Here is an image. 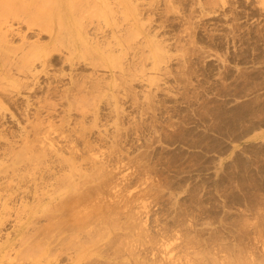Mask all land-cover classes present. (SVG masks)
Returning <instances> with one entry per match:
<instances>
[{
  "label": "rangeland",
  "instance_id": "1",
  "mask_svg": "<svg viewBox=\"0 0 264 264\" xmlns=\"http://www.w3.org/2000/svg\"><path fill=\"white\" fill-rule=\"evenodd\" d=\"M109 1L0 0V264H264V0Z\"/></svg>",
  "mask_w": 264,
  "mask_h": 264
},
{
  "label": "bare ground",
  "instance_id": "2",
  "mask_svg": "<svg viewBox=\"0 0 264 264\" xmlns=\"http://www.w3.org/2000/svg\"><path fill=\"white\" fill-rule=\"evenodd\" d=\"M108 2H110L109 0H108ZM119 2V1H118ZM111 3V2H110ZM106 4H108V3H106ZM120 4V3H119ZM102 5V7H103V9L105 8L104 6H106L105 5V3L104 4H101ZM98 6L100 7V4H98ZM112 6H114L113 4H112ZM106 7H108V5L106 6ZM111 7V6H110ZM112 8V7H111ZM108 9V8H107ZM113 9V8H112ZM120 9L122 10V8L120 7ZM111 10V9H110ZM114 11V10H113ZM119 11V10H118ZM97 12H98V10H97ZM106 12H108V14H109V9H108V11H106ZM123 12V11H122ZM98 14V13H97ZM115 14V13H114ZM118 14H119V12H118ZM94 15V14H93ZM110 15H111V13H110ZM100 16V15H99ZM121 16V15H120ZM125 16V15H124ZM123 17V16H122ZM100 18H101V16H100ZM130 20V19H129ZM22 21H24L25 22V19L24 20H22ZM93 21V20H92ZM97 21H99V20H97ZM57 22H60V20H57ZM99 22H101V21H99ZM26 24L28 23V21L26 20V22H25ZM30 24V25H29ZM29 24H27V25H29V26H31L32 24L29 22ZM56 25H57V23H56ZM60 25V24H59ZM99 25V24H98ZM97 25V26H98ZM105 25H106V23H105ZM102 26V25H101ZM2 27V26H1ZM0 27V47L2 48V49H4V50H0V51H2L0 54H2V53H11V52H13L14 54L19 50V49H21V48H19V47H12L11 48V45H10V40H9V36L10 35H14V30L12 29V28H7L6 30H3L2 28ZM103 27V26H102ZM97 28V27H96ZM131 28L133 29V26L131 25ZM130 28V29H131ZM96 30V29H95ZM98 30V29H97ZM101 30V29H100ZM99 30V31H100ZM111 31V30H110ZM133 31V32H132ZM97 33H100V32H98L97 31ZM112 33H113V31H112ZM132 33V35L134 36V38L137 40V39H139V37H140V39H141V41L142 40H144L145 39V36H144V33L142 32V30L141 29H134V30H130V34ZM83 37V36H82ZM82 37L80 36V39H78L80 42H79V45H81V46H79V47H82V48H84V50H86V53H87V51H93V52H95L94 51V49H90V48H92V47H90L89 45H85V42L83 43L82 41ZM113 38H114V35H113ZM116 38V37H115ZM114 38V39H115ZM51 40H54L53 38H51ZM96 40V39H95ZM84 41H86V40H84ZM116 41V42H115ZM137 41H139V40H137ZM97 42H99V41H97ZM97 42H95V44L97 43ZM108 42V41H107ZM114 42L116 43V45L117 46H115V47H118V46H121L120 45V43L117 41V40H114ZM140 42V41H139ZM144 42V41H143ZM142 42V43H143ZM81 43V44H80ZM83 43V44H82ZM141 43V42H140ZM76 44H78L77 42H76ZM97 44H99V43H97ZM96 44V45H97ZM101 44V43H100ZM107 44V43H106ZM106 44L104 43V44H102V46L103 45H105L106 46ZM143 44H146V46H150V44H149V41L148 40H146L145 39V42L143 43ZM143 44H141L140 46L143 48V50H144V48H145V45H143ZM10 45V46H9ZM82 45H84V46H82ZM115 44H113V46H114ZM88 46V47H87ZM97 46H100V45H97ZM105 46H104V48H105ZM112 46V47H113ZM79 47L78 46H76V49L75 50H79ZM86 47V48H85ZM109 47V46H108ZM107 47V48H108ZM112 47L111 48H109V49H107L106 51H104L105 53H107L108 52V54L109 53H113V52H116L114 49L112 50ZM88 48H89V50H88ZM150 48V47H149ZM50 49V48H49ZM49 49L47 50V48L46 49H44V48H41V46H36V47H34V49H33V51L31 52V54L29 53L28 55H25L26 57H24L21 61H22V63H21V68H22V70L23 71H31V68L32 67H34V64L35 63H41L43 66L45 65V64H47L48 62H49V60H48V58H49V56L51 55L48 51H49ZM98 49H99V47H98ZM100 50V49H99ZM121 50H123V49H121ZM142 50V51H143ZM160 50V49H159ZM158 49L157 50H155V51H153V50H149L150 51V53H151V55H153V57H154V59H156V58H159V57H161V50L159 51ZM4 51V52H3ZM102 51V48H101V50H100V52ZM78 52V51H77ZM93 52H91L92 53V55L95 57V53H93ZM144 52V51H143ZM12 53V54H13ZM91 53H90V55H91ZM149 53V52H148ZM87 54H89V53H87ZM95 54V55H94ZM116 54V53H115ZM143 54V53H142ZM141 54V55H142ZM9 55H11V54H9ZM98 55V54H97ZM97 55H96V57H97ZM101 55H103L102 53L98 56V57H100ZM106 55V54H105ZM113 55V54H112ZM112 55H106V56H108L107 57V60L110 58V57H112L111 59L112 60H114V57L112 56ZM3 56H8V55H6V54H4ZM115 57H116V55H114ZM148 56V55H147ZM9 57V56H8ZM11 57V56H10ZM95 57V58H96ZM146 57V56H145ZM117 58V57H116ZM8 59H10V58H8ZM7 59V60H8ZM12 59H14V55H13V57H12ZM11 59V60H12ZM94 59V58H93ZM99 59V58H98ZM104 59V58H103ZM3 60H1V62H2ZM98 61V60H97ZM106 62V61H105ZM115 62V61H114ZM3 63H4V61H3ZM4 65H7L6 64V62L4 63ZM118 67H120V66H118ZM32 69H35V68H32ZM22 70H20V72L22 71ZM18 71H19V69H18ZM34 71V70H33ZM26 73V72H25ZM24 73V74H25ZM28 73V72H27ZM32 74H35V73H31V75ZM34 76V75H33ZM4 78V77H3ZM12 79V78H11ZM3 80H6V79H3ZM0 81H2V79L0 80ZM10 80H8V82H9ZM4 82V81H3ZM3 82H0L1 84L3 83ZM5 83V82H4ZM7 84V83H6ZM8 85V84H7ZM47 131H49V129H47ZM46 131V132H47ZM37 157V156H36ZM39 160H41V159H39ZM43 161V160H42ZM59 161V160H58ZM57 161V162H58ZM61 162V161H60ZM60 162H58V164H61V165H64V166H66V167H71V170H74L75 172H78L77 171V166H76V163H73V162H71V161H68V160H62V162H64V163H60ZM47 165V164H46ZM45 167H47L46 168V170H48V171H50V169H48V166H45ZM45 169V168H44ZM78 170H79V168H78ZM44 171V170H43ZM45 172H47V171H45ZM51 172V171H50ZM50 172H47V174L48 173H50ZM44 173V172H43ZM44 175H45V173H44ZM43 175V176H44ZM42 176V175H41ZM68 176H70V177H73L72 176V173H70L69 172V175H67V179H69L70 177H68ZM66 189H64V191L61 193V194H59V196L57 197V199L58 200H64V201H67L68 199H67V197H69V196H71V195H69L68 193H74L75 192V190H76V186L72 183V182H70L69 184H68V186L67 187H65ZM67 199V200H66ZM69 199H70V197H69ZM37 213H39V212H37ZM27 216H28V214H27ZM26 216V217H27ZM37 217H35L34 219H36ZM30 219H32V218H30ZM30 219H28V221L27 222H25L23 225L21 224V226H19L18 227V234H20V233H26L27 232V230H28V227H29V225L31 224V223H34L33 222V220H32V222H31V220ZM31 226V225H30ZM67 226L68 227H70L71 228V224H67ZM66 226V227H67ZM73 227V226H72ZM73 229V228H72ZM72 229L70 230V231H72ZM66 231H68V230H66ZM69 231V232H70ZM28 233V232H27ZM18 246V245H17ZM3 248H5V247H3ZM11 250H13V249H11ZM5 251V250H4ZM14 251V250H13ZM16 251V250H15ZM77 251H78V249L76 248V252H75V254H77V255H75L74 257H69L70 255H68V256H66V257H68L69 259H68V261L66 262V263H68V262H70L69 264H83L82 263V261L84 260V258L79 254V251H78V253H77ZM8 252L6 251V254H7ZM9 253H10V251H9ZM9 253L7 254V255H9ZM11 255V254H10ZM9 255V256H10ZM12 255H14V254H12ZM7 257V256H6ZM11 257V256H10ZM9 257V258H10ZM37 257V256H36ZM30 258V257H29ZM57 258H59V257H57ZM8 259V258H7ZM24 259H28V258H24ZM21 260V259H20ZM54 261V260H53ZM62 261V260H61ZM88 261V260H87ZM13 262V261H12ZM42 262V261H41ZM60 262V261H59ZM59 262H58V264H59ZM51 263H53V262H51ZM14 264V263H13Z\"/></svg>",
  "mask_w": 264,
  "mask_h": 264
}]
</instances>
